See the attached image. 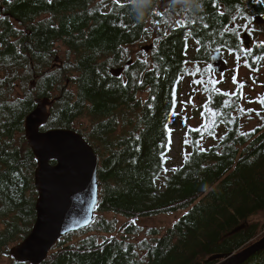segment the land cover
I'll list each match as a JSON object with an SVG mask.
<instances>
[{
	"label": "trees",
	"instance_id": "obj_1",
	"mask_svg": "<svg viewBox=\"0 0 264 264\" xmlns=\"http://www.w3.org/2000/svg\"><path fill=\"white\" fill-rule=\"evenodd\" d=\"M108 1L0 0V256L27 236L35 221L36 160L24 138V119L37 98L54 101L41 132L73 130L98 157L94 222L59 240L42 264H204L212 255L259 241L264 234L253 240L257 226L247 221L264 212V125L241 130L233 115L237 92H211L203 109L205 126L211 122L206 136L187 131L177 167L170 168V155L180 96L195 84L196 74L206 75L212 52L239 56L243 65L247 59L254 68L264 65L254 62L264 48L255 42L253 54L245 56L240 44L242 20L264 18V2L217 0L214 7L197 0L200 8L194 11L173 0L157 16L160 0H151L141 22L135 0ZM173 16L175 26L168 28ZM58 43L67 52L56 64ZM136 43L152 48L127 65L131 58L124 49ZM117 67L123 74L112 78L109 71ZM17 87L20 97L13 95ZM83 118L89 124L79 121ZM203 137L214 143L200 147ZM179 211L185 213L162 236L152 229L151 239H131L137 233L132 220ZM104 214L131 222L117 237L115 223ZM241 225L243 230L228 236ZM73 236L83 237L71 243ZM243 264H264V250Z\"/></svg>",
	"mask_w": 264,
	"mask_h": 264
},
{
	"label": "water",
	"instance_id": "obj_2",
	"mask_svg": "<svg viewBox=\"0 0 264 264\" xmlns=\"http://www.w3.org/2000/svg\"><path fill=\"white\" fill-rule=\"evenodd\" d=\"M252 22L262 26L264 18L256 16ZM240 44L243 49L251 47L248 33L240 36ZM151 48L143 46L141 49L148 52ZM58 62L56 58L55 63ZM207 65L211 75H223L228 71L218 50L212 52ZM109 72L118 77L122 69L112 68ZM53 103L48 98L35 99V108L24 119V138L36 160L34 188L37 199L30 232L9 251L16 264H42L59 240L90 227L95 218L98 157L90 144L73 130L40 131L48 120V107ZM243 229L244 226L237 227L228 236ZM262 250L264 237L237 252L213 255L205 263L243 264Z\"/></svg>",
	"mask_w": 264,
	"mask_h": 264
},
{
	"label": "rangeland",
	"instance_id": "obj_3",
	"mask_svg": "<svg viewBox=\"0 0 264 264\" xmlns=\"http://www.w3.org/2000/svg\"><path fill=\"white\" fill-rule=\"evenodd\" d=\"M107 1L108 0H94V2L99 5H103V2L104 4L108 3L109 1L108 2ZM118 1L128 2L130 0H118ZM161 4L160 3L158 4L157 9L155 11L157 16H160L159 8L161 7ZM170 4L171 3H169L168 6ZM174 15L176 16L177 14ZM175 16L172 17V21L170 22L168 21V28L175 26L174 23V21H176ZM46 18H47L46 16H43L39 20H45ZM245 24H247L248 27L245 28L242 26V29L240 31V36L244 32L248 33L251 38V46L255 42L257 43L264 42V25L257 26L253 23L248 24L244 22V20H242V25ZM140 48H141L140 43L132 44L125 47L124 53L126 54V56H129V58H131L130 61L136 60L138 57L143 58V55L142 54L140 55L141 52ZM55 50L57 52V58L65 57V54L67 52L66 48L62 46L60 43L55 45ZM222 58L226 61L228 65L227 73L223 75H218V74L211 75L207 65V73L206 75H204L203 78L202 77L200 78L198 73L196 74V76H194L195 84L193 86H190L189 89L187 87H184V90L180 96V104L177 109L179 117L173 128V132L175 133L173 135V140H172L173 151L170 155V168L177 167L181 163L179 157V151L181 150V148H183L184 145H186L185 140L182 141V138L185 137L184 135L187 133V131L199 129L200 135L206 136L207 130L211 127V122H209L205 126L204 124L205 114H203L204 111L203 109L205 108L206 101L211 92L230 93L231 95L228 96H232L237 92L239 97V104L237 111L233 115L238 117L240 128L242 131L253 130L256 127L261 128L264 125V104L259 103L260 100H264V65L262 64L259 67V71L253 72L252 70L246 68L243 65L241 57L239 61L234 60L233 57L230 55L222 56ZM233 77H235V82L233 81ZM188 81H192V79H188ZM197 81H202V83H196ZM17 84L20 85V82L18 81ZM241 84L243 85V87H240ZM28 85L29 87H31L32 85L34 86V79L28 81ZM70 89L74 90L73 87H70ZM57 94L58 92L54 91L52 97H56ZM13 95L14 96L16 95L17 97L23 95V92L21 91L20 87L15 88ZM249 101L252 102L250 103ZM241 108L244 109L245 111L241 112L240 111ZM249 109H252L254 111H247ZM48 113H49V107H48ZM79 121L82 122L83 124H89V120L84 118L80 119ZM76 128L77 127L75 124L74 129ZM213 143L214 141L211 138L203 137L202 140L199 141L198 145L203 148V147H208ZM187 148H189V146H187ZM184 213L185 211H179L172 214H163L154 217L137 219L134 221L132 220V223L137 227V233L131 236V239L133 241H140L142 239H151L152 237L149 235V232L152 229L157 230L159 232V236H162L166 232V230L170 229L173 226V224ZM101 217L105 218V220L107 221H111L115 223L116 225L115 233L113 235L117 237L122 235L121 228L124 225L131 222L130 220L124 219L120 216H114L112 214H104L101 215ZM247 223L249 225L257 226V234H255L253 240L257 239L258 237L264 234V229L262 228L264 226V212L253 216L247 221ZM104 236L106 238L110 237V235H104ZM82 237L83 236H79V237L73 236L71 239V243L76 242L78 239ZM17 244H13L9 247L8 255L0 256V264L16 263L10 257L9 251L12 247H14ZM209 258H207L206 260H208ZM205 261H203L204 264H206Z\"/></svg>",
	"mask_w": 264,
	"mask_h": 264
},
{
	"label": "snow or ice",
	"instance_id": "obj_4",
	"mask_svg": "<svg viewBox=\"0 0 264 264\" xmlns=\"http://www.w3.org/2000/svg\"><path fill=\"white\" fill-rule=\"evenodd\" d=\"M8 2L11 3L12 0H8ZM49 2L51 3L52 0H49ZM208 2L211 3L214 7H219L217 0H208ZM258 2H264V0H258ZM220 15H224V13L221 12ZM239 15H240V17H242L243 19L247 20V17H243V14H242V13H240ZM236 18H237L236 16H233V21H235ZM199 19H202V17H200ZM177 23H179V22H177ZM185 23L191 25V24L196 23V21L193 20V21H189V22H185ZM205 26H207V25H205ZM242 26L245 27V28L248 27L247 24L242 25ZM224 31H225V32H228L229 29H228L227 27H225V28H224ZM233 34L235 35V32H233ZM197 43H199V41H197ZM222 43H223V42H222ZM256 46H257V48H264V42H258ZM217 50H219V49H217ZM233 51H235V49H233V48L230 47V48H229V52L232 53ZM241 51H244L245 56H248V55L253 54V49H252L251 47H248V48H246V49H241ZM240 59H241V58H240L239 56H237V61H239ZM260 61H264V56H260V55L255 56V58H254V62H260ZM244 65H245L246 67L251 68V69L254 70V71H259V68H254V67H253V64H250V63L247 61V59L244 60ZM237 70H238V69H237ZM209 79H211V78H209ZM233 81L235 82V77H233ZM197 83H202V81H197ZM240 87H243V85L241 84ZM222 95L228 96V95H231V94H230V93H222ZM249 102L251 103L252 101H249ZM175 103H176V101H175V99H173V107H172V115H173V116H176V115H177V113H176V111H175ZM185 103H187V102H185ZM259 103L264 104V100H260ZM224 107L227 108V107H230V105H229L227 102H225ZM208 111L211 112L212 115H216V114H217V113H216L214 110H212V109H208ZM240 111H241V112H244L245 110L241 108ZM247 111H254V110L249 109V110H247ZM258 114H259V113H258ZM232 122H235V121L232 120ZM196 131H199V129H197ZM242 134H243V133H242Z\"/></svg>",
	"mask_w": 264,
	"mask_h": 264
},
{
	"label": "clouds",
	"instance_id": "obj_5",
	"mask_svg": "<svg viewBox=\"0 0 264 264\" xmlns=\"http://www.w3.org/2000/svg\"><path fill=\"white\" fill-rule=\"evenodd\" d=\"M175 6L178 4L184 10H199L200 5L197 0H174ZM151 7V0H135V8L137 9L136 18L141 22L146 18Z\"/></svg>",
	"mask_w": 264,
	"mask_h": 264
},
{
	"label": "flooded vegetation",
	"instance_id": "obj_6",
	"mask_svg": "<svg viewBox=\"0 0 264 264\" xmlns=\"http://www.w3.org/2000/svg\"><path fill=\"white\" fill-rule=\"evenodd\" d=\"M173 0H167L166 2H162V0H160L159 1V3L161 4V7L159 8V14L161 15V14H163L165 11H166V9H167V6H168V4L169 3H171ZM158 3V4H159ZM158 6V5H157ZM127 46H129V45H127ZM143 45H141V47H142ZM140 51H142V49L140 48ZM123 55H124V53H123ZM119 68V67H118ZM118 68H116V69H118ZM120 69H122V72H121V74L118 76V77H113L111 74H110V72H109V75L112 77V78H119L122 74H123V71H124V68H120Z\"/></svg>",
	"mask_w": 264,
	"mask_h": 264
},
{
	"label": "bare ground",
	"instance_id": "obj_7",
	"mask_svg": "<svg viewBox=\"0 0 264 264\" xmlns=\"http://www.w3.org/2000/svg\"><path fill=\"white\" fill-rule=\"evenodd\" d=\"M212 95H213V94H212ZM241 226H244V225H241ZM262 238H263V237H262ZM262 238H261V239H262ZM253 244H254V243H253ZM253 244H251V245H253Z\"/></svg>",
	"mask_w": 264,
	"mask_h": 264
}]
</instances>
